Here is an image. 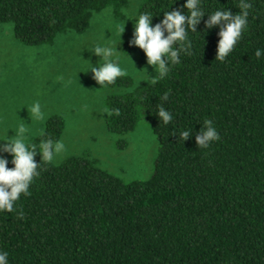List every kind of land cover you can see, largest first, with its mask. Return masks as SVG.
<instances>
[{"label":"trees","instance_id":"obj_1","mask_svg":"<svg viewBox=\"0 0 264 264\" xmlns=\"http://www.w3.org/2000/svg\"><path fill=\"white\" fill-rule=\"evenodd\" d=\"M216 2L239 11L237 0ZM183 3L141 0L138 11L156 12L163 4L170 11ZM252 4L247 31L224 61L215 60L214 27L203 44L194 40L192 55L181 53L166 78L133 88L124 76L106 86L121 89L104 103L116 148H126L123 136L138 123L148 124L156 138L150 176L125 181L79 155L42 164L31 195H22L13 212H0V250L9 253L10 264H264V56L254 55L264 49V0ZM125 5L0 0V25L10 24L20 42L38 46L66 32L84 33L92 15L107 7L118 17ZM122 51L146 61L128 42ZM165 92L169 98L161 101ZM161 103L173 114L168 125L155 115ZM204 119L213 120L220 134L207 149L194 142ZM64 126L52 115L43 129L55 140ZM191 126L193 136L181 142L174 133Z\"/></svg>","mask_w":264,"mask_h":264},{"label":"rangeland","instance_id":"obj_2","mask_svg":"<svg viewBox=\"0 0 264 264\" xmlns=\"http://www.w3.org/2000/svg\"><path fill=\"white\" fill-rule=\"evenodd\" d=\"M140 3L141 0H126L118 17L112 7H107L92 15L84 33L66 32L57 35L51 43L38 46L23 44L14 36L10 24H1L0 121L5 125H14L19 119L26 125L30 124V114L25 107L39 100L46 120L57 115L65 122L60 139L66 145V152L56 163L79 155L95 161L101 169L125 181L147 179L157 152V141L151 128L148 124L138 123L134 131L123 136L126 148H116L118 137L105 127L104 103L108 94L121 89L99 88L90 72L76 74L78 69L86 70L87 62L93 66L99 62L100 58L91 50L102 35L105 39L116 41L117 50L122 51L131 38L134 18L125 21L120 42L115 26L125 19L124 13L138 11ZM130 59L135 70L142 73L146 69L149 74L155 75L146 61L139 63L137 54H132ZM126 76L133 81V88L147 81L139 79L131 68ZM40 127L35 125L33 131H39ZM13 135L12 130L7 131L8 137Z\"/></svg>","mask_w":264,"mask_h":264},{"label":"clouds","instance_id":"obj_3","mask_svg":"<svg viewBox=\"0 0 264 264\" xmlns=\"http://www.w3.org/2000/svg\"><path fill=\"white\" fill-rule=\"evenodd\" d=\"M175 2L177 0H171V3ZM169 7V4H163L156 12L124 13L125 19L115 26V33L120 42L125 21L134 18L128 45L143 52L146 65L154 69V76L146 69H143L142 73L135 70L130 56L118 51L116 47L118 43L105 39L104 35L91 50L93 55L100 58L99 62L93 66L86 61V70L78 69L76 74L90 72L91 78L100 85L99 88H102L114 84L117 78L126 76L131 68L139 79L155 83L159 79L166 78L172 67L180 63L181 53L192 55L194 40L199 37L203 44V36L214 27L218 28L215 60L224 61L247 31L248 17L253 4L252 0H237L235 7L239 11L236 14L227 7L221 6L216 0H211L207 6L205 0H184L180 8L169 11ZM160 13H163L162 18L153 24L152 18ZM205 16L207 18L203 20V29L198 33L197 26ZM254 55L260 59L264 56V49L257 48ZM168 98L167 92L160 96L161 101H167ZM25 108L30 114V124L26 125L19 119L14 125H5L0 121V212H13L16 202L22 195L25 197L31 195L29 189L35 178L40 175L41 165L58 162L66 152L63 139L53 140L46 137L42 127L46 114L42 110L40 101L34 100ZM113 111L117 114L119 112L118 109ZM155 115L163 125L173 121L172 112L163 103L156 105ZM37 124L41 125L39 131H33ZM8 130L14 132L12 137L7 136ZM174 134L183 142L193 136L192 126L180 129ZM218 140L220 134L213 120L204 119L201 128L194 135L195 144L199 148L207 149ZM37 155L40 157L39 162L35 159ZM8 156L11 157L10 160ZM9 164L12 165L11 168L8 167ZM17 215L22 216L23 213L17 212ZM0 264H10L9 253L5 250H0Z\"/></svg>","mask_w":264,"mask_h":264}]
</instances>
